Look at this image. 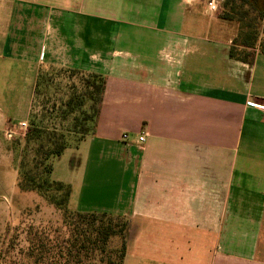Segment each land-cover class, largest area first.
Listing matches in <instances>:
<instances>
[{"label": "crops", "instance_id": "1", "mask_svg": "<svg viewBox=\"0 0 264 264\" xmlns=\"http://www.w3.org/2000/svg\"><path fill=\"white\" fill-rule=\"evenodd\" d=\"M222 10L209 14L206 0H0V156L38 77L103 75L91 131L50 177L70 186V210L127 219L123 264H264V112L246 105L264 102V52L230 58L236 26Z\"/></svg>", "mask_w": 264, "mask_h": 264}, {"label": "trees", "instance_id": "2", "mask_svg": "<svg viewBox=\"0 0 264 264\" xmlns=\"http://www.w3.org/2000/svg\"><path fill=\"white\" fill-rule=\"evenodd\" d=\"M257 0H223L220 18L237 24V34L229 49V56L250 62L253 50L264 52V10L257 11ZM244 7H247L244 9ZM41 77H38V82ZM84 92L70 97L59 110L63 119L73 114L85 99L90 102V127L76 132L56 131L45 126L30 124L24 135V145H32L30 159L22 158L18 170L17 188L22 192H36L55 209L61 211L60 227L48 230L28 225L25 228L26 248L23 257L29 264H123L126 250L128 221L108 213L79 212L68 208L70 186L51 179L54 161L71 144L91 131L102 101L105 77L92 74L82 78ZM35 86V88H36ZM77 120V118L75 117ZM87 118L85 117V120ZM68 134H71L70 138ZM11 247V246H10ZM22 253V252H21Z\"/></svg>", "mask_w": 264, "mask_h": 264}, {"label": "rangeland", "instance_id": "3", "mask_svg": "<svg viewBox=\"0 0 264 264\" xmlns=\"http://www.w3.org/2000/svg\"><path fill=\"white\" fill-rule=\"evenodd\" d=\"M261 8L262 5L257 2V11ZM234 24L237 34L238 27L236 23ZM261 40H264V35L261 36ZM55 75L41 77L34 89L28 118L21 120L26 122V129L20 131L21 134L11 141L4 138L6 128L1 133L0 193H3L0 197V264H29L23 257V250L26 248L24 231L28 225L48 230L62 228L60 210L55 209L36 192H22L17 188L19 164L25 155L26 159H30L32 155V145L26 147L23 142L31 123L40 124L48 129L55 128L60 132L69 131L73 120L76 132L91 125L88 120L91 118L90 102L85 99L81 100L80 106L74 109L73 114L64 119L58 115L70 97L84 92L81 81L85 77H74L73 74L69 75L70 77H60L61 73ZM19 122L13 121L7 127L16 126ZM70 136L71 134H68L69 138ZM76 138L78 136L70 138L71 144L76 142ZM67 166L65 161L55 165V176H64V171L68 170Z\"/></svg>", "mask_w": 264, "mask_h": 264}, {"label": "built area", "instance_id": "4", "mask_svg": "<svg viewBox=\"0 0 264 264\" xmlns=\"http://www.w3.org/2000/svg\"><path fill=\"white\" fill-rule=\"evenodd\" d=\"M221 1L222 0H206V11L211 15L217 13L219 11ZM246 105L264 112V102L260 103V102H254V101L249 100L246 102ZM25 129H26V122L21 121L16 126L7 127L4 130V138L7 141L14 140L16 136L21 134L20 131H23ZM121 139L124 141H127L128 134L123 133L121 135ZM144 141H145V133H140L136 137V144L138 145L140 149H142Z\"/></svg>", "mask_w": 264, "mask_h": 264}]
</instances>
